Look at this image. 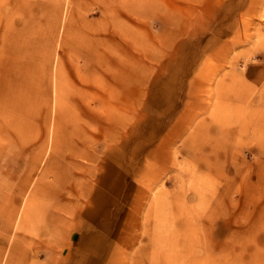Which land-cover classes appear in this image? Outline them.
Listing matches in <instances>:
<instances>
[{"label":"rangeland","instance_id":"1","mask_svg":"<svg viewBox=\"0 0 264 264\" xmlns=\"http://www.w3.org/2000/svg\"><path fill=\"white\" fill-rule=\"evenodd\" d=\"M0 264H264V0H0Z\"/></svg>","mask_w":264,"mask_h":264}]
</instances>
